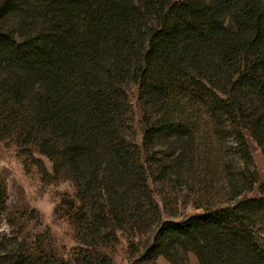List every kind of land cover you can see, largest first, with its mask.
<instances>
[{
    "label": "trees",
    "instance_id": "obj_1",
    "mask_svg": "<svg viewBox=\"0 0 264 264\" xmlns=\"http://www.w3.org/2000/svg\"><path fill=\"white\" fill-rule=\"evenodd\" d=\"M246 132L264 152V0H0V139L37 144L71 181L79 243L54 262L0 245V264H111L118 231L148 259L264 264ZM151 185L202 213L163 219Z\"/></svg>",
    "mask_w": 264,
    "mask_h": 264
},
{
    "label": "rangeland",
    "instance_id": "obj_2",
    "mask_svg": "<svg viewBox=\"0 0 264 264\" xmlns=\"http://www.w3.org/2000/svg\"><path fill=\"white\" fill-rule=\"evenodd\" d=\"M129 97L137 143L142 146L146 128L136 86H130ZM246 137L258 174L254 189L242 196L249 199L260 197L264 190V152L248 132ZM24 141L15 133L0 139V190L5 195L0 214V245L16 255L44 257L52 262L67 259L79 245L71 210L66 204L67 200L75 199L74 185L54 172L53 163L40 153L37 144ZM151 191L165 220L180 221L202 213L196 208V196L188 189L169 187L166 202L153 185ZM130 244L128 234L118 231V241L105 250L111 264H175V261L176 264H201L193 251L174 250L148 259L141 247L138 253L131 254Z\"/></svg>",
    "mask_w": 264,
    "mask_h": 264
}]
</instances>
